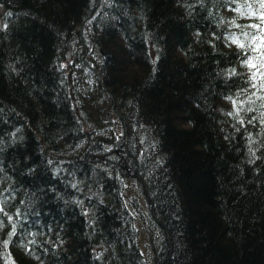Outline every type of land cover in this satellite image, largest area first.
<instances>
[{"label":"trees","instance_id":"obj_1","mask_svg":"<svg viewBox=\"0 0 264 264\" xmlns=\"http://www.w3.org/2000/svg\"><path fill=\"white\" fill-rule=\"evenodd\" d=\"M0 5V264H264L260 0Z\"/></svg>","mask_w":264,"mask_h":264},{"label":"rangeland","instance_id":"obj_2","mask_svg":"<svg viewBox=\"0 0 264 264\" xmlns=\"http://www.w3.org/2000/svg\"><path fill=\"white\" fill-rule=\"evenodd\" d=\"M261 10L264 11V7H261ZM2 12L3 7L0 5V25H3L1 22ZM125 198L126 203L128 204V206L132 210L133 215H135L137 219L135 224L139 230V240L141 249L145 256H147L150 260L153 261L155 256V250L153 246V237L151 235V231L147 228L149 225L148 206L142 188L139 186L135 179H129L126 182Z\"/></svg>","mask_w":264,"mask_h":264},{"label":"snow or ice","instance_id":"obj_3","mask_svg":"<svg viewBox=\"0 0 264 264\" xmlns=\"http://www.w3.org/2000/svg\"><path fill=\"white\" fill-rule=\"evenodd\" d=\"M261 7H264V0H261ZM249 14L251 15H255L256 13L254 12H251V8L249 7ZM261 19L264 20V13H261ZM250 27H253V28H259L260 25H257V24H254V25H250ZM264 31V30H262ZM256 37H253V40H255ZM240 47L243 48L244 47V44H240ZM255 50V49H253ZM245 63L247 65H250L252 68H256V65L252 63V61L249 59V60H246ZM260 67L261 68H264V63H261L260 64ZM257 71H259V69H257ZM262 76H264V73H261ZM252 79L255 80L256 79V72H253V75H252ZM261 87L264 88V83L261 84Z\"/></svg>","mask_w":264,"mask_h":264}]
</instances>
